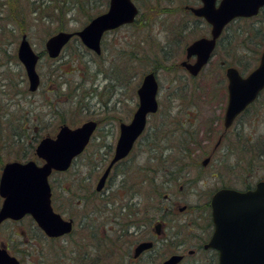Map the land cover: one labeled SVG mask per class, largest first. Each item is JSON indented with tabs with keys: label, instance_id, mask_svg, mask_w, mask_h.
<instances>
[{
	"label": "rangeland",
	"instance_id": "rangeland-1",
	"mask_svg": "<svg viewBox=\"0 0 264 264\" xmlns=\"http://www.w3.org/2000/svg\"><path fill=\"white\" fill-rule=\"evenodd\" d=\"M29 1L33 5L27 0L20 4L28 15L24 27L15 28V34L10 35L8 32L14 27L8 25L0 40V174L3 165L10 161L41 163L34 155L35 145L44 136L55 137L60 125L76 128L93 120L99 122L100 129L93 146L78 158L68 175L54 174L49 178L57 213L65 211L64 216H73L76 223L81 218L88 223L99 217L94 210L104 212L103 217H112L114 210H120L116 209L120 203L139 201L155 207L167 201V194L180 203L201 202L204 197L207 201L219 179L210 178L205 172L207 180L202 181V149L197 150L191 140L202 135L205 107L212 118L222 116L227 104L226 68L235 67L247 76L257 67L264 51V12L253 20L231 22L208 64L192 77L180 62L185 59L186 47L199 37L208 36L209 30L203 21L193 19L184 10L185 6H200L199 0H132L139 10L138 21L105 33L99 55L74 37L55 59L47 56L45 41L59 31L81 30L90 19L107 11L109 0ZM31 8L36 13L31 14ZM22 35L41 58L36 66L40 85L35 92L28 90L24 67L17 58ZM223 61L225 67L221 66ZM149 71H154L158 80V110L147 118L145 138L112 170L104 188L95 191L108 163L107 148L114 147L119 122L130 120L138 105L136 91ZM249 112L248 119L237 129L255 145L264 141V91ZM178 142L179 147L189 145L196 159L188 162L193 169L187 183L165 177L169 178L168 172L177 168L174 163L181 153L171 158L161 154L166 146ZM222 149L219 148L220 154ZM244 158L249 160L250 156ZM1 202L0 198V205ZM106 209H110L107 214ZM79 234L75 231L73 238L79 240ZM82 239L84 242L88 238ZM70 241L45 237L30 217L7 221L0 232L1 244L21 264L69 262Z\"/></svg>",
	"mask_w": 264,
	"mask_h": 264
},
{
	"label": "flooded vegetation",
	"instance_id": "flooded-vegetation-1",
	"mask_svg": "<svg viewBox=\"0 0 264 264\" xmlns=\"http://www.w3.org/2000/svg\"><path fill=\"white\" fill-rule=\"evenodd\" d=\"M185 7L187 9L184 11L190 12L193 19L203 21L204 27L209 30L208 36L204 35L199 38H210L211 25L204 18L195 16L191 12L190 6ZM263 12L264 5L259 8L255 16L238 17L235 20H253ZM224 30L216 40V47L225 32ZM195 59V56L189 59H186L185 56V59L180 62L181 68L192 77L199 75L204 67L196 76H193L181 63L184 61L193 63ZM221 66L225 67L224 61L221 62ZM263 91L264 89L259 92L250 105L234 117L228 126L225 125L227 104L224 106L223 111L219 108L222 111V116L219 114L212 118L206 107L205 112H202L205 115L201 116L205 119L201 131L202 135L199 139L194 138L191 140V143L193 145L196 143L197 150L202 149L204 159L201 161V171L199 172L202 174V177H200L202 181L205 183L207 180L205 172H207L208 177L219 179L218 184L212 187V194L207 201L204 197L201 202L180 203L177 201L178 199L167 194L165 195L167 201L160 202L155 207L146 206L145 203L139 201L126 204L120 203L118 204L120 206L117 205L116 208L120 210H114L112 217L108 215L103 217L104 212L94 210V215H99V217L91 218L88 223H84L87 219L83 218L76 223L73 216H64L66 212L63 211L61 214L64 217L59 214L64 219L72 220V230L66 235L53 239L66 241L70 238L71 240L70 247L72 249L70 253L72 254V260L63 262V264H222L221 255L240 257L233 261L240 264L242 262L241 256H258L262 254L264 218L260 217L258 212L252 214L249 211L232 210V208H237V205L224 202L222 206L225 209L219 213L220 223L217 226L214 221L211 200L219 190L231 189L238 192H249L255 190L258 183L264 182V141H258L257 144L252 145V140L247 137L244 138L241 129H237V127H242L244 121L248 119L252 104L260 98ZM226 97L227 103L228 90L226 91ZM136 110L137 106L129 121L119 122L116 142L114 147L107 148L106 153H108V156L105 161H108V163L100 173L99 178L103 175L114 156L115 146L120 135V125L122 123L129 124ZM210 119H212L211 123H209ZM96 122L97 127L82 153L71 161L69 168L64 171H53L51 176L54 174L68 175L71 168L78 163V158L85 156L88 149L93 146V141L97 138V132L100 130L98 128L99 122ZM195 134L199 135L197 132ZM144 135L145 128L136 138L128 156L134 151L136 145L139 144L138 142L145 138ZM179 145L180 142L173 146H166L163 149L164 153L161 155L171 158L176 153H181L177 160L185 161V164L173 169L172 173L173 177L182 179L184 183H187L189 174L193 169L192 164L189 165L188 162H192L195 155L192 149H189V145L183 144L181 147ZM211 145H213L212 148ZM220 147H223L221 154L219 153ZM247 156H250L249 160L244 158ZM126 158L115 163L109 175ZM53 203L54 199H52V206ZM108 203H106V207ZM152 209L154 211H150ZM109 212L110 209H106L105 214ZM75 231L80 233L79 240L73 238ZM82 236L84 239H88L83 242ZM141 244H146V246L138 252L137 248Z\"/></svg>",
	"mask_w": 264,
	"mask_h": 264
},
{
	"label": "water",
	"instance_id": "water-1",
	"mask_svg": "<svg viewBox=\"0 0 264 264\" xmlns=\"http://www.w3.org/2000/svg\"><path fill=\"white\" fill-rule=\"evenodd\" d=\"M201 6L190 7L191 12L204 18L211 25V37L199 38L186 48V59L195 56V62H182L191 75L196 76L208 63L214 51L216 40L224 27L237 17H250L257 14L264 5V0H200ZM138 8L132 0H109L106 12L92 18L81 30L75 32L59 31L45 41V51L49 58H56L63 47L77 36L82 44L94 51L101 52V39L105 32L117 29L134 22ZM17 58L23 65L28 80V90L34 92L40 85V76L36 71L40 56L35 53L26 38L22 35ZM228 80V103L225 112V125H229L234 117L242 112L264 88V51L261 53L258 66L246 77H242L236 68L226 69ZM158 82L154 72L146 73L137 89L138 108L129 124L120 125L115 153L108 167L96 184V191L102 190L111 167L125 158L133 147L136 138L144 130L147 115L158 109L156 95ZM97 123L88 120L76 128L66 124L59 127L55 137L42 138L36 149V156L43 160L38 165L35 161H11L4 164L0 175V228L7 220L19 221L25 216L32 217L43 233L50 238H57L68 234L72 230V220H65L53 210L51 205V189L48 177L55 171L66 170L72 159L79 155L88 144ZM211 202L213 203L214 221L220 223L219 213L225 209L224 202L234 203L237 208L232 210L258 212L264 218V182L249 192H238L231 189L217 191ZM248 203L247 205H244ZM146 244H141L137 251H141ZM255 249V248H254ZM262 254L258 256H241L240 264H264V246ZM240 257L221 255L222 264H239L233 262ZM0 264H20L6 247L0 243Z\"/></svg>",
	"mask_w": 264,
	"mask_h": 264
},
{
	"label": "trees",
	"instance_id": "trees-1",
	"mask_svg": "<svg viewBox=\"0 0 264 264\" xmlns=\"http://www.w3.org/2000/svg\"><path fill=\"white\" fill-rule=\"evenodd\" d=\"M29 5H33L32 2L27 0ZM22 3V0H0V40L3 39V36L5 35L6 27L8 25H12L14 28L9 30L10 35H14L15 30H20L24 27V24L28 18V15L23 12V10L20 7V4ZM3 8V9H1ZM151 9V8H150ZM153 9V8H152ZM30 13L34 14L36 13V9L31 8ZM40 17H35L34 19H39ZM30 19V18H29ZM30 19V20H34ZM138 20H135L134 22H137ZM16 28V29H15ZM61 27L60 29H62ZM23 33V32H22ZM17 34V32H16ZM155 70V68H153ZM177 168H179L182 164H185V161L178 160V162L174 163ZM173 170L169 171L170 174L169 178L165 175L166 179H169L171 181L176 180L173 177Z\"/></svg>",
	"mask_w": 264,
	"mask_h": 264
}]
</instances>
